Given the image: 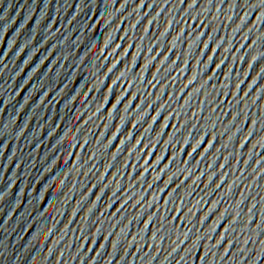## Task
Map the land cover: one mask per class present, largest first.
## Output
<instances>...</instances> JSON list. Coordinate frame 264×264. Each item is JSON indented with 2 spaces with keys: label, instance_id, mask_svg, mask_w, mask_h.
I'll list each match as a JSON object with an SVG mask.
<instances>
[{
  "label": "snow or ice",
  "instance_id": "1",
  "mask_svg": "<svg viewBox=\"0 0 264 264\" xmlns=\"http://www.w3.org/2000/svg\"><path fill=\"white\" fill-rule=\"evenodd\" d=\"M118 46V45H117ZM206 46V45H205ZM209 59H211V57H209ZM222 62V61H221ZM216 67H219V65H216ZM121 75H123V73L121 74ZM137 143H139V140H137ZM197 144H199V142L197 143ZM194 150V149H193Z\"/></svg>",
  "mask_w": 264,
  "mask_h": 264
}]
</instances>
